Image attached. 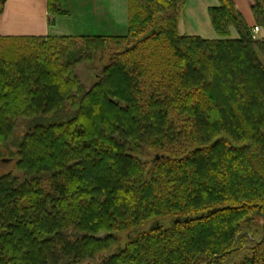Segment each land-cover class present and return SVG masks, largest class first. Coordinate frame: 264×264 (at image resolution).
I'll list each match as a JSON object with an SVG mask.
<instances>
[{
	"label": "trees",
	"instance_id": "obj_1",
	"mask_svg": "<svg viewBox=\"0 0 264 264\" xmlns=\"http://www.w3.org/2000/svg\"><path fill=\"white\" fill-rule=\"evenodd\" d=\"M189 1L129 0L121 37H0V264H264V39L234 0L217 40L183 35Z\"/></svg>",
	"mask_w": 264,
	"mask_h": 264
},
{
	"label": "rangeland",
	"instance_id": "obj_2",
	"mask_svg": "<svg viewBox=\"0 0 264 264\" xmlns=\"http://www.w3.org/2000/svg\"><path fill=\"white\" fill-rule=\"evenodd\" d=\"M195 0L189 4V9H195L193 5ZM217 0H206V6L215 5ZM252 1V0H251ZM253 2V1H252ZM193 3V4H192ZM188 8V6H187ZM212 8V7H211ZM210 9V8H209ZM65 11L69 13L68 17L55 18L52 14L51 24L54 34L64 36H126L129 31V0H69L65 6ZM189 12V11H188ZM187 12V13H188ZM186 15V17H185ZM183 19L188 27L197 30L200 26L185 14ZM200 20L203 17H199ZM207 23L211 29V23L206 17ZM255 23V27H256ZM262 32V28H260ZM234 35H237L233 32ZM212 35L217 37L212 30ZM78 74L84 85L91 88L97 81L96 74L90 73L87 68H80ZM11 159L8 154L0 157V177L7 176L13 172L14 161L10 164L2 163L3 160ZM168 226V225H166ZM149 227L143 231H147ZM122 247L127 241V236H122Z\"/></svg>",
	"mask_w": 264,
	"mask_h": 264
},
{
	"label": "crops",
	"instance_id": "obj_3",
	"mask_svg": "<svg viewBox=\"0 0 264 264\" xmlns=\"http://www.w3.org/2000/svg\"><path fill=\"white\" fill-rule=\"evenodd\" d=\"M191 2L192 0L189 1L185 14L189 16V20H194V22L200 26V29L194 30L191 27L189 28L185 22L186 20L184 21L183 19L180 26L182 34L201 37L205 40H217L218 36L216 35L217 37H215L212 35L213 29L208 25L206 17L210 21L209 8L218 6V1H216L215 5L206 6V0H195L193 1L194 4H192L195 5L196 8H191L190 10L189 4ZM234 2L244 16L249 27L253 30L255 27V20L251 11L252 1L234 0ZM201 16L203 17L202 20L199 18ZM50 17L48 0H7L4 13L0 17V37L64 36L54 34L53 25L49 23ZM232 37L237 38V35L232 33ZM258 37L264 39V29H262Z\"/></svg>",
	"mask_w": 264,
	"mask_h": 264
},
{
	"label": "water",
	"instance_id": "obj_4",
	"mask_svg": "<svg viewBox=\"0 0 264 264\" xmlns=\"http://www.w3.org/2000/svg\"><path fill=\"white\" fill-rule=\"evenodd\" d=\"M161 159H164V157L162 156H156L155 159H154V162H157V161H160ZM2 163L4 164H10V163H13V160L11 159H6V160H3Z\"/></svg>",
	"mask_w": 264,
	"mask_h": 264
},
{
	"label": "built area",
	"instance_id": "obj_5",
	"mask_svg": "<svg viewBox=\"0 0 264 264\" xmlns=\"http://www.w3.org/2000/svg\"><path fill=\"white\" fill-rule=\"evenodd\" d=\"M261 29L259 27H254L253 29V38L258 39V35L260 34Z\"/></svg>",
	"mask_w": 264,
	"mask_h": 264
},
{
	"label": "bare ground",
	"instance_id": "obj_6",
	"mask_svg": "<svg viewBox=\"0 0 264 264\" xmlns=\"http://www.w3.org/2000/svg\"><path fill=\"white\" fill-rule=\"evenodd\" d=\"M165 159V158H164Z\"/></svg>",
	"mask_w": 264,
	"mask_h": 264
}]
</instances>
